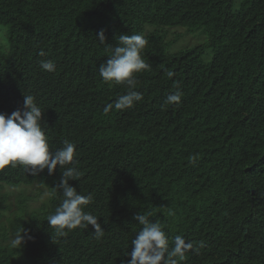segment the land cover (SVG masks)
Segmentation results:
<instances>
[{"label":"trees","instance_id":"16d2710c","mask_svg":"<svg viewBox=\"0 0 264 264\" xmlns=\"http://www.w3.org/2000/svg\"><path fill=\"white\" fill-rule=\"evenodd\" d=\"M0 24L9 39L0 48V113L34 96L50 151L76 145L81 176L69 184L92 196L85 211L104 229L99 240L91 225L57 236L47 217L63 199L54 186L64 169L31 175L9 164L0 169V229L4 186L38 182L48 199L18 223L16 233H28L21 246L0 232V264H126L142 228L135 217L148 213L170 246L177 235L204 242L181 264H264V0L238 8L233 0H0ZM173 26L209 42L169 52ZM121 34L145 36L151 67L135 74L143 99L105 114L127 91L99 76ZM177 85L180 102L162 108Z\"/></svg>","mask_w":264,"mask_h":264},{"label":"clouds","instance_id":"9594fccd","mask_svg":"<svg viewBox=\"0 0 264 264\" xmlns=\"http://www.w3.org/2000/svg\"><path fill=\"white\" fill-rule=\"evenodd\" d=\"M98 40L104 43L106 40L104 30L98 33ZM148 41L141 34H121L115 46L110 47L109 59L99 66V76L104 83L122 85L127 91L116 98L114 104H107L103 112L108 114L113 107L117 110H125L133 107L135 102L143 99L142 94L136 90V73L150 69V65L143 59L142 53ZM40 55H44L43 52ZM42 70L53 72L55 64L51 60H41ZM174 73L167 72V77L172 78ZM179 85L176 90L166 96L164 105L179 103L182 96ZM42 109L35 102L32 95H24L23 108L13 111L10 115L0 113V169L11 164L24 166L31 175H37L45 168L51 175L57 165L63 168L60 182L54 188L62 190L63 199L56 207L54 214L47 217L49 227L53 228L57 236L66 234V230L77 227L87 228L92 226L96 239L104 236V229L98 222V218L85 211L92 201V196L80 194L75 187L69 184V180H78L81 176L76 167L78 161L74 160L76 145L65 140L63 147L50 151L45 132L42 129ZM192 157L191 162H195ZM67 166V167H65ZM151 213L137 214L135 219L142 228L131 240L133 249L131 259L126 264H181L186 260L189 251L198 252L204 246L203 241L196 243L186 242L182 236H175L171 246L169 238L161 224L149 219ZM169 215L175 213L169 210ZM24 233V235H21ZM23 227L18 230L11 244L13 247L22 245L27 235Z\"/></svg>","mask_w":264,"mask_h":264},{"label":"rangeland","instance_id":"374dc122","mask_svg":"<svg viewBox=\"0 0 264 264\" xmlns=\"http://www.w3.org/2000/svg\"><path fill=\"white\" fill-rule=\"evenodd\" d=\"M240 0H233V8L239 7ZM166 43L169 52H177L181 49L208 43V35L201 31H188L185 26H173L165 28ZM164 32V30L162 29ZM0 48L7 52L9 49L8 31L6 26L0 24ZM203 57L209 61L212 57L211 47L206 45ZM6 193L5 205L7 209L1 217V233H5L3 243L11 244L17 234L15 229L18 223L33 210H38L48 199V190L38 182L30 185L9 186L1 189Z\"/></svg>","mask_w":264,"mask_h":264}]
</instances>
